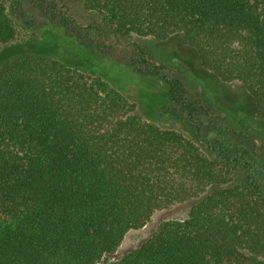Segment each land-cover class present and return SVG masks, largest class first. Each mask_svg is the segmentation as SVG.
Here are the masks:
<instances>
[{
	"label": "trees",
	"instance_id": "1",
	"mask_svg": "<svg viewBox=\"0 0 264 264\" xmlns=\"http://www.w3.org/2000/svg\"><path fill=\"white\" fill-rule=\"evenodd\" d=\"M10 2L0 0V54L22 32ZM84 7L118 38L182 35L200 67L219 83H239L251 119L264 122V0H84ZM146 64L137 72L168 88L161 120L61 60L22 53L2 62L0 264H99L128 232L182 206L184 219L162 221L139 248L107 264H264L256 144L204 131L207 99L191 98L169 67ZM171 118L179 124L171 127Z\"/></svg>",
	"mask_w": 264,
	"mask_h": 264
},
{
	"label": "rangeland",
	"instance_id": "2",
	"mask_svg": "<svg viewBox=\"0 0 264 264\" xmlns=\"http://www.w3.org/2000/svg\"><path fill=\"white\" fill-rule=\"evenodd\" d=\"M10 1V14L22 32L12 47L5 48L0 54V65L22 53L61 60L121 88L138 103L141 114L145 117L150 114L160 120L159 113L167 102L164 96L168 88L162 81L143 76L137 70H146V62L169 67L185 82L191 98H205L209 102L204 131L206 127H216L237 145L252 147L256 144L264 181V122L251 119V98L239 83H219L210 72L203 70L197 51L184 43L182 35L161 42L137 35L118 38L97 26L99 18L85 9L84 0ZM37 40L40 42L34 44ZM167 123L173 127V123L179 124V121L171 118ZM217 134L208 131L205 136L214 141ZM187 208L182 206L157 212L144 228L128 232L118 251L105 256L99 264L118 261L135 251L152 237L162 221L184 219Z\"/></svg>",
	"mask_w": 264,
	"mask_h": 264
}]
</instances>
